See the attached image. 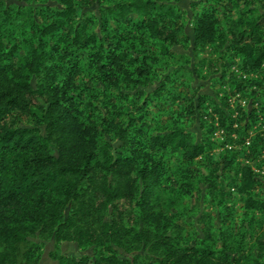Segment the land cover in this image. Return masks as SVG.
Masks as SVG:
<instances>
[{"label": "trees", "instance_id": "obj_1", "mask_svg": "<svg viewBox=\"0 0 264 264\" xmlns=\"http://www.w3.org/2000/svg\"><path fill=\"white\" fill-rule=\"evenodd\" d=\"M21 1L0 0V264H40L46 240L57 264H264L254 217L264 182L252 169L264 170V135L249 153L213 137L217 121L242 143L255 114L233 118L223 86L264 110V92L246 90L264 86V0H202L192 39L180 0ZM188 42L194 79L214 67L194 64L198 52L218 54L203 77L211 94L178 88L186 69L173 48ZM232 64L261 77L241 82ZM198 159L215 164L202 202L219 223L203 220L192 242L179 220L191 217L183 198L200 192ZM65 242L83 254H62Z\"/></svg>", "mask_w": 264, "mask_h": 264}, {"label": "rangeland", "instance_id": "obj_2", "mask_svg": "<svg viewBox=\"0 0 264 264\" xmlns=\"http://www.w3.org/2000/svg\"><path fill=\"white\" fill-rule=\"evenodd\" d=\"M13 1L17 4H23V1L21 0H13ZM201 1L202 0H180L177 4L180 7V12L183 17L181 21H182V24L185 26V34L191 39L193 38V31H192L193 13L199 10V8L201 7V5L199 6V4L201 3ZM261 5H262V2H255L253 7L255 9H259ZM229 7H230L229 4H227V2L224 1L221 3V5L219 4L218 8L219 10H223L224 8L228 10ZM87 10L95 11V8L94 6H91ZM188 47H189V42L186 44L180 43L179 45L173 48L174 54H176V56L174 57L172 64L177 67L184 66V68L186 69V73H184L186 75V79L184 78L183 80L179 82L182 84H180V86L178 84V88L180 89V91L184 93L186 92L188 94H191V91H196V93L198 94L199 93L211 94L213 91V87H211L210 82L207 81V79L210 77H208L207 79H204L203 77H206L207 73H209L210 71L212 70L215 71L219 69V62L215 61L218 59V54L214 53V50L210 47H206L202 51L198 52L193 62L194 64L198 65L200 63L207 64V63L212 62L214 64V67L210 68L208 65H206L201 70V73H200L201 77L198 79H194L192 75L189 74L190 71L188 70L189 68H191L192 64L190 61L186 60L187 55L191 56L190 50L187 51ZM226 50L227 49L224 47L223 51H226ZM226 55L227 53L225 54V56ZM261 70L264 71V65L262 66ZM262 71H260L259 73L260 75ZM228 79L229 78L227 76L224 82H227ZM215 90H217V87ZM220 96H223V93H221ZM155 109L156 108H154V110ZM189 127H190L189 129L195 135V138L199 141L201 138V134L199 131L198 122L194 120L189 125ZM112 145H115V143L112 142ZM197 168L200 170V172H197L195 175H197V177H199L201 180L199 182L200 192L194 190L189 196H186L185 198H183L181 202L183 203L182 207L183 208L185 207L186 210L192 209L190 210L191 217H185L182 220H179V225L181 227V230L179 229L180 233L183 234L184 237H189L192 242L197 241L198 239L202 238L203 230L205 228V223L203 222V220L213 223L214 225L219 223V218H218L216 209L213 208L211 204L202 202V195H204V191L206 190V185L203 184L202 182L203 177L204 175H207L209 171L215 168V164L210 163L208 160L198 159L194 169H197ZM228 175H229L228 173H225V175L222 177L223 180L227 181ZM262 180L264 182V177H262ZM255 193L261 194L263 193V191H261V189H256ZM238 198H236L237 201L234 202V205H235L234 215L236 216L240 215V211L238 210L240 201L238 200ZM66 214H70V208L66 210ZM254 217H255V222H256V228L262 234V231L264 230V213L256 214ZM104 220H108V217H105ZM52 248H53V242L51 240H46L44 242L43 253H42L43 256H42V259H40V264H56L50 259L49 254L52 251ZM24 250L25 249H20V252H23ZM74 250L75 248L73 244L65 245L63 252L67 254H72ZM74 252H76V250ZM88 253L90 254L91 251L88 250ZM18 264H23V263L20 261Z\"/></svg>", "mask_w": 264, "mask_h": 264}, {"label": "built area", "instance_id": "obj_3", "mask_svg": "<svg viewBox=\"0 0 264 264\" xmlns=\"http://www.w3.org/2000/svg\"><path fill=\"white\" fill-rule=\"evenodd\" d=\"M235 62H237V60ZM229 70L231 75L239 79L241 82H245L247 79H258L261 77V75L257 73H251V74L245 73L236 64H232ZM223 89L227 91L228 94L227 95L228 107L234 111L233 118L238 116L239 114L238 109L240 110L247 109V111L253 110L255 114L253 115L252 118L247 117L246 119L243 120L244 124L250 123L251 127L248 131V135L246 136L244 141H242V143H237L238 136L236 135V133L230 134V137L233 141L232 143L226 142L225 138L228 134L223 128L219 127L217 121L215 123L216 130L213 133V137L220 143L224 142V146L222 147L224 149L227 150L247 149V152L249 153L250 152L249 147L251 146V139L258 134L264 135V110L261 109L258 101H253L252 99L246 98L243 95L242 91L232 90L227 85L223 86ZM246 90L249 92L256 91L262 93L264 92V86L260 88L257 85H252ZM233 127L236 128L237 124L235 123ZM246 163H248V161H246ZM252 169L259 177H264L263 169L257 167H252Z\"/></svg>", "mask_w": 264, "mask_h": 264}, {"label": "flooded vegetation", "instance_id": "obj_4", "mask_svg": "<svg viewBox=\"0 0 264 264\" xmlns=\"http://www.w3.org/2000/svg\"><path fill=\"white\" fill-rule=\"evenodd\" d=\"M71 244L74 245V248H75L76 252H74V251H75V250H74L72 254L64 253V252H63V249H64L65 245H71ZM52 251H54V245H53ZM52 251H51V252H52ZM60 251H61V253L64 254V255H70V256H76V257H77V256H80V255L83 254V252L80 251L78 245L75 244V243H67V242L62 243L61 246H60ZM51 252H50V253H51ZM86 253L89 254V253H88V250L86 251ZM49 255H50V254H49ZM42 256H43V254H42ZM42 256H41V259H42ZM51 261H53V260H51ZM53 262H54V261H53ZM55 263H56V262H55ZM56 264H57V263H56Z\"/></svg>", "mask_w": 264, "mask_h": 264}]
</instances>
